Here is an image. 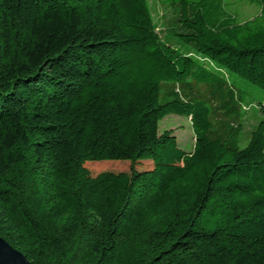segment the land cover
I'll return each instance as SVG.
<instances>
[{
  "label": "trees",
  "instance_id": "trees-1",
  "mask_svg": "<svg viewBox=\"0 0 264 264\" xmlns=\"http://www.w3.org/2000/svg\"><path fill=\"white\" fill-rule=\"evenodd\" d=\"M158 1L186 51L149 0H0V236L33 264H264V121L241 149L220 74L264 92V0Z\"/></svg>",
  "mask_w": 264,
  "mask_h": 264
},
{
  "label": "rangeland",
  "instance_id": "rangeland-1",
  "mask_svg": "<svg viewBox=\"0 0 264 264\" xmlns=\"http://www.w3.org/2000/svg\"><path fill=\"white\" fill-rule=\"evenodd\" d=\"M155 18L156 30L160 36L169 43L172 47L180 51H186L184 45L179 43L175 38H172L169 33L171 27L173 13L170 9L164 8L158 0H149ZM260 9L255 5L247 4L241 0L231 1V13L240 22L253 19L259 14ZM220 74L226 77L232 85L242 91L245 95V102L250 108H246V120L244 123V130L242 133V140L240 147L244 149L247 147L252 132L264 121V92L249 82L230 74L229 72L220 71ZM172 130L174 135L178 139L180 147L190 152L195 146V133L192 127L191 118L188 116L169 115L166 116L159 124V131L163 133L165 131ZM101 164V165H94ZM94 164H87L93 176H97L103 172L115 171V172H127L130 171V162H98ZM143 169L151 167V163L147 162L142 164Z\"/></svg>",
  "mask_w": 264,
  "mask_h": 264
},
{
  "label": "water",
  "instance_id": "water-1",
  "mask_svg": "<svg viewBox=\"0 0 264 264\" xmlns=\"http://www.w3.org/2000/svg\"><path fill=\"white\" fill-rule=\"evenodd\" d=\"M0 264H33L22 252L0 236Z\"/></svg>",
  "mask_w": 264,
  "mask_h": 264
}]
</instances>
